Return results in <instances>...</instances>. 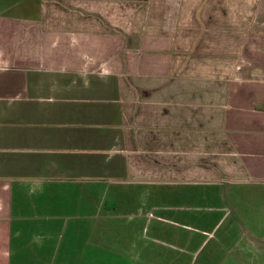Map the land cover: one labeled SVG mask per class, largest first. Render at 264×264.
<instances>
[{"label": "crops", "instance_id": "crops-1", "mask_svg": "<svg viewBox=\"0 0 264 264\" xmlns=\"http://www.w3.org/2000/svg\"><path fill=\"white\" fill-rule=\"evenodd\" d=\"M0 264H264V0H0Z\"/></svg>", "mask_w": 264, "mask_h": 264}, {"label": "rangeland", "instance_id": "rangeland-1", "mask_svg": "<svg viewBox=\"0 0 264 264\" xmlns=\"http://www.w3.org/2000/svg\"><path fill=\"white\" fill-rule=\"evenodd\" d=\"M166 204L167 205H169V207H172V204H175L174 202H172L171 200H168V201H166ZM171 214H176L177 212H170ZM169 229L170 230H174V227L171 225V226H169Z\"/></svg>", "mask_w": 264, "mask_h": 264}]
</instances>
